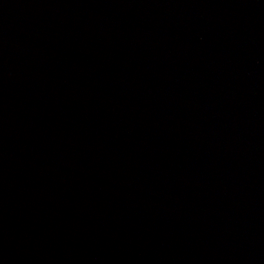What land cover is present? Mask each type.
Masks as SVG:
<instances>
[{
	"label": "water",
	"instance_id": "95a60500",
	"mask_svg": "<svg viewBox=\"0 0 264 264\" xmlns=\"http://www.w3.org/2000/svg\"><path fill=\"white\" fill-rule=\"evenodd\" d=\"M0 264H264V0H0Z\"/></svg>",
	"mask_w": 264,
	"mask_h": 264
}]
</instances>
